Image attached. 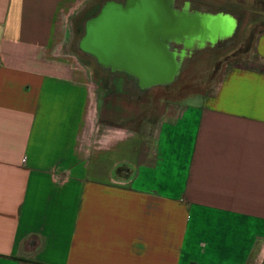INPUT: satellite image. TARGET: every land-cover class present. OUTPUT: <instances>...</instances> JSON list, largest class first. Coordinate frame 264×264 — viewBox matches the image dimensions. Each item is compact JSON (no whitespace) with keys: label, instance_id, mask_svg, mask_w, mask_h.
<instances>
[{"label":"crops","instance_id":"1","mask_svg":"<svg viewBox=\"0 0 264 264\" xmlns=\"http://www.w3.org/2000/svg\"><path fill=\"white\" fill-rule=\"evenodd\" d=\"M92 2L0 0V264H264V31L152 132L101 130Z\"/></svg>","mask_w":264,"mask_h":264},{"label":"rangeland","instance_id":"2","mask_svg":"<svg viewBox=\"0 0 264 264\" xmlns=\"http://www.w3.org/2000/svg\"><path fill=\"white\" fill-rule=\"evenodd\" d=\"M106 1L111 3L110 1L117 0H93L87 11ZM185 1H199L197 8L192 3V13L194 10L199 13L232 8L239 26L231 41L228 39L224 44L211 42L209 36L205 37L204 43L201 38L189 43L185 39L168 43L169 51L175 53L177 72L167 87L144 86L136 78L110 77L96 69V61H90V57L81 50L80 36L75 33L73 25L70 49L90 70L97 83L100 92L97 122L101 130L121 128L127 132H152L169 104L193 94H210L224 72L231 67L258 65L253 45L257 35L264 31V0H178L176 8L180 10L184 7ZM254 10L257 12L251 13ZM82 15L79 16L78 23Z\"/></svg>","mask_w":264,"mask_h":264},{"label":"water","instance_id":"3","mask_svg":"<svg viewBox=\"0 0 264 264\" xmlns=\"http://www.w3.org/2000/svg\"><path fill=\"white\" fill-rule=\"evenodd\" d=\"M234 27L230 16L177 11L173 0H127L125 6L106 3L85 23L79 44L100 63L133 71L144 86L167 85L177 72L168 43L228 36Z\"/></svg>","mask_w":264,"mask_h":264},{"label":"flooded vegetation","instance_id":"4","mask_svg":"<svg viewBox=\"0 0 264 264\" xmlns=\"http://www.w3.org/2000/svg\"><path fill=\"white\" fill-rule=\"evenodd\" d=\"M126 1L127 0H117V1H114V2H112V1H110V2H112V3H115V4H119V5H122V6H125V4H126ZM176 1H178V0H173V4H174V9L175 10H177V11H182V10H185L187 13H192L191 12V6H192V3H193V6L195 7V8H197V7H199V1L197 2V3H194V2H189V1H185L184 2V7H182L180 10H178L177 8H176ZM109 2V1H108ZM107 1L105 2V3H103L102 4V7L106 4V3H108ZM210 10V9H209ZM198 12V10L197 11H193V13H197ZM234 10L232 9V8H230V9H228V10H211V11H208V13H213V14H215V15H222V16H230V15H233L234 17H235V19H236V28L235 29H233V31L228 35V36H225V35H220V34H218L217 32H215V33H217V35H215L214 34V37H213V39H211V42L212 41H217V43H223L224 44V42H226V41H231V39L233 38V36L235 35V33H236V31H237V28H238V26H239V20H238V18L234 15ZM211 16V15H210ZM205 37L206 36H204V39H203V42L202 43H204V42H206L205 41ZM229 39V40H228ZM178 44V43H177ZM191 49H192V47H191ZM89 57H90V61L92 60H95L96 61V63H97V67H96V69H98V70H102L107 76H109L110 75V77H115V76H121V77H125V76H129V77H131V76H135V73L133 72V71H131V70H127L126 68H124V67H119L118 65H113V64H110V63H100L99 61H98V59L97 58H95L93 55H91V54H88V53H86ZM118 66V67H117ZM133 78V77H132ZM134 78H136V79H138L137 77H134ZM138 81H139V79H138ZM164 86H168V85H164ZM145 89V88H144Z\"/></svg>","mask_w":264,"mask_h":264},{"label":"trees","instance_id":"5","mask_svg":"<svg viewBox=\"0 0 264 264\" xmlns=\"http://www.w3.org/2000/svg\"><path fill=\"white\" fill-rule=\"evenodd\" d=\"M102 4L103 3H98L97 5H95V7L93 9H89L88 11H86L83 15L82 18L80 19V23H78V21H76V23L74 24V31L75 33H77L80 38L82 37L83 33H84V25L85 23L93 18L94 16H96L99 11L102 8Z\"/></svg>","mask_w":264,"mask_h":264}]
</instances>
